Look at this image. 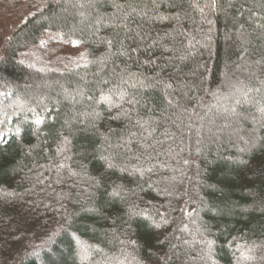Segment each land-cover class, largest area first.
<instances>
[{
    "label": "trees",
    "instance_id": "obj_1",
    "mask_svg": "<svg viewBox=\"0 0 264 264\" xmlns=\"http://www.w3.org/2000/svg\"><path fill=\"white\" fill-rule=\"evenodd\" d=\"M25 1L0 264H264V0ZM47 31L80 52L22 62Z\"/></svg>",
    "mask_w": 264,
    "mask_h": 264
},
{
    "label": "rangeland",
    "instance_id": "obj_2",
    "mask_svg": "<svg viewBox=\"0 0 264 264\" xmlns=\"http://www.w3.org/2000/svg\"><path fill=\"white\" fill-rule=\"evenodd\" d=\"M25 0H5L0 2V45L3 38L18 24L22 19L31 12V9H26ZM80 48L71 42H65L61 38V34L57 31H47L35 45L25 51H22L20 60L24 63L28 62L39 69L41 67L37 62H51V64H59V56L66 54L67 57L80 52ZM32 61V62H31ZM36 63V64H35ZM47 66V65H46ZM79 253L82 248L79 247Z\"/></svg>",
    "mask_w": 264,
    "mask_h": 264
},
{
    "label": "snow or ice",
    "instance_id": "obj_3",
    "mask_svg": "<svg viewBox=\"0 0 264 264\" xmlns=\"http://www.w3.org/2000/svg\"><path fill=\"white\" fill-rule=\"evenodd\" d=\"M214 2H215V0H213V3ZM72 43H73V45H75V44L78 43V41H72ZM103 99H107V97H103ZM43 119H44L43 117L38 116L36 118V120H35V124L39 125V124L43 123ZM16 131H17V133H19L20 132V129L17 128ZM3 139H4V133L3 132H0V140H3ZM108 166L111 167L110 164ZM261 167L264 168V165H261ZM114 194H118V193H114Z\"/></svg>",
    "mask_w": 264,
    "mask_h": 264
}]
</instances>
